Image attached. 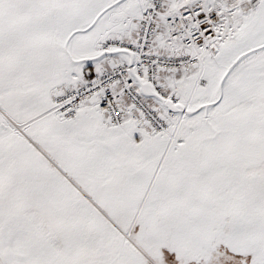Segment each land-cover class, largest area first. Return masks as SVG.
<instances>
[{
	"label": "snow or ice",
	"instance_id": "obj_1",
	"mask_svg": "<svg viewBox=\"0 0 264 264\" xmlns=\"http://www.w3.org/2000/svg\"><path fill=\"white\" fill-rule=\"evenodd\" d=\"M0 264H264V0H0Z\"/></svg>",
	"mask_w": 264,
	"mask_h": 264
}]
</instances>
